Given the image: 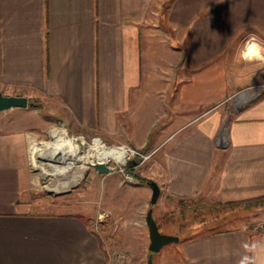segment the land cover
Here are the masks:
<instances>
[{
    "label": "crops",
    "instance_id": "0c3cea01",
    "mask_svg": "<svg viewBox=\"0 0 264 264\" xmlns=\"http://www.w3.org/2000/svg\"><path fill=\"white\" fill-rule=\"evenodd\" d=\"M250 36L264 47V0H0V90L147 152L163 200L250 198L264 194V90L221 106L264 79L237 60ZM27 105L0 111V264H102L80 213L32 209ZM153 262L264 264V232L206 225Z\"/></svg>",
    "mask_w": 264,
    "mask_h": 264
},
{
    "label": "rangeland",
    "instance_id": "374dc122",
    "mask_svg": "<svg viewBox=\"0 0 264 264\" xmlns=\"http://www.w3.org/2000/svg\"><path fill=\"white\" fill-rule=\"evenodd\" d=\"M246 42L236 48L238 63L242 66L250 62L256 67L264 65V47L257 44L258 55L253 51L250 56H243L242 50ZM234 65L232 61L226 64L228 72L230 69L234 70ZM262 84L264 79H258L251 85L238 88L230 96V100L221 106L228 108L233 98L238 99L240 94L246 93V96L254 91L264 90ZM25 112L22 117H27L30 121L29 198L33 201L32 209L37 212L80 213L82 218L87 219L98 239L103 253L102 264H146L149 237L144 218L148 207L153 208L155 205L156 221L163 229L176 230L178 237H187L206 225L224 227L246 224L252 237L264 232V204L245 207V203L223 205L224 202L219 201L223 204L217 206L211 202L218 201L202 198V202L192 206L194 204L190 200L180 204L174 200H163L161 196L155 204H151V188L148 181L155 178V165L152 159L146 157L147 152H142L128 143L114 142L84 130L76 132L68 128L53 104L40 99L39 96L29 99ZM2 114L0 112V117ZM58 129H64L66 136L79 144V154L84 152L96 137L105 146H127L131 152L126 154L123 162L111 158L102 161L109 166L107 173L99 172L87 159L83 160L86 167L82 170L80 164L74 160L65 173H55V164L43 159L46 152L41 147L48 146L52 133ZM225 131L223 124L218 135L221 141L225 138ZM78 172L81 176L75 181L63 188L54 189ZM155 254L156 252L152 253V260Z\"/></svg>",
    "mask_w": 264,
    "mask_h": 264
},
{
    "label": "bare ground",
    "instance_id": "6f19581e",
    "mask_svg": "<svg viewBox=\"0 0 264 264\" xmlns=\"http://www.w3.org/2000/svg\"><path fill=\"white\" fill-rule=\"evenodd\" d=\"M244 54L250 56L252 52H247L245 48ZM240 97H243L242 94L238 95V98ZM41 148L46 152V156L43 157V159L49 161L51 164H55L53 171L60 174L65 173V171L71 167L74 160L80 164L82 170L86 167L83 162L84 159H87L89 163L95 162L94 160L102 162L107 158L114 159L117 162H123L126 154L130 151L127 146H105L102 144L101 140L96 137L93 143L89 144L87 149L79 154L77 153L79 144L75 142L73 138L66 136L64 129L54 131L52 133V140L49 142L48 146ZM80 176V172L74 173L72 177H68L63 181L61 186H55L54 189L63 188Z\"/></svg>",
    "mask_w": 264,
    "mask_h": 264
},
{
    "label": "water",
    "instance_id": "95a60500",
    "mask_svg": "<svg viewBox=\"0 0 264 264\" xmlns=\"http://www.w3.org/2000/svg\"><path fill=\"white\" fill-rule=\"evenodd\" d=\"M238 98V97H237ZM27 105V97L18 94H4L0 90V111L12 107H25ZM99 172H109V166L105 162L97 161L91 163ZM148 184L151 188L149 202L154 204L160 193V187L154 180H149ZM145 223L149 237L148 258L146 264H153L152 253L160 250L162 246L179 239L177 234L163 233L158 229L157 223L152 215V206L148 207L145 213Z\"/></svg>",
    "mask_w": 264,
    "mask_h": 264
},
{
    "label": "trees",
    "instance_id": "16d2710c",
    "mask_svg": "<svg viewBox=\"0 0 264 264\" xmlns=\"http://www.w3.org/2000/svg\"><path fill=\"white\" fill-rule=\"evenodd\" d=\"M192 201V206H196L198 203H200V201L202 202L203 199L200 198V197H196V198H193L192 200L191 199H188V200H179V203H185V201ZM206 202V201H205ZM212 205H219L221 202H211ZM229 203H234V204H239V203H245V207H250V206H257V205H261V204H264V194L262 195H258V196H254V197H250V198H245V199H239V200H233V201H226L221 204L225 205V204H229Z\"/></svg>",
    "mask_w": 264,
    "mask_h": 264
},
{
    "label": "clouds",
    "instance_id": "9594fccd",
    "mask_svg": "<svg viewBox=\"0 0 264 264\" xmlns=\"http://www.w3.org/2000/svg\"><path fill=\"white\" fill-rule=\"evenodd\" d=\"M255 40L256 38L254 36H250L249 40L245 43V48L247 49V52L256 51L258 55V45L255 43Z\"/></svg>",
    "mask_w": 264,
    "mask_h": 264
},
{
    "label": "built area",
    "instance_id": "2783aa9c",
    "mask_svg": "<svg viewBox=\"0 0 264 264\" xmlns=\"http://www.w3.org/2000/svg\"><path fill=\"white\" fill-rule=\"evenodd\" d=\"M262 86L264 87V84H262Z\"/></svg>",
    "mask_w": 264,
    "mask_h": 264
}]
</instances>
